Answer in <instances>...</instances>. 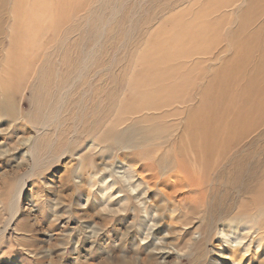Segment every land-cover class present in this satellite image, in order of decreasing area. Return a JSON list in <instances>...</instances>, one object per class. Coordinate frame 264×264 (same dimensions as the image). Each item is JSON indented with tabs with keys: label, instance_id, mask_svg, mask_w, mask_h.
<instances>
[{
	"label": "rangeland",
	"instance_id": "obj_1",
	"mask_svg": "<svg viewBox=\"0 0 264 264\" xmlns=\"http://www.w3.org/2000/svg\"><path fill=\"white\" fill-rule=\"evenodd\" d=\"M62 1L69 20L50 21L54 8H47L55 0H42L49 12L33 13L36 20L43 19L40 30L33 29L35 34L30 33L20 45L23 50L16 52L8 46L15 0H0V264H264V208H257L250 195L264 179V99L252 101L250 93H243L234 104L229 100L214 105L220 108L221 122L211 119L208 128L238 131L224 133L217 145L219 155L206 158L209 168L203 181L210 176L212 188L204 194L157 166L156 154L169 148L157 139L145 140L153 131L144 129L183 128L181 116H166L172 108L164 109V118L152 113L125 133L140 115L127 117L117 128L123 133L112 139L107 129L113 117L88 134L75 135L73 125L63 123L68 108L64 102L80 97V87L71 82L67 94L58 92L63 102L59 115L50 120L46 109L40 111L42 121L47 117L40 124L34 117L39 107L32 104L36 73L43 65L59 70L66 65L123 64L131 67L127 82L156 31L170 26L163 23L170 13H160L166 7L157 9L164 0ZM167 1V8L176 4V9H185L190 4ZM239 9L241 3L221 9L229 28L237 27ZM261 13L254 19L255 31L264 25ZM88 51L94 55L86 56ZM32 55L39 58L29 68ZM114 58L117 62L112 64ZM96 72L97 68L89 69L88 79L106 78L105 71L95 77ZM126 82L117 93L122 103L129 98ZM237 136L248 137L241 142ZM238 144L240 153H228ZM238 156L244 157L248 170L237 174L230 167L222 173L223 164L214 171L219 161L227 164ZM167 159L173 163L174 157Z\"/></svg>",
	"mask_w": 264,
	"mask_h": 264
},
{
	"label": "bare ground",
	"instance_id": "obj_2",
	"mask_svg": "<svg viewBox=\"0 0 264 264\" xmlns=\"http://www.w3.org/2000/svg\"><path fill=\"white\" fill-rule=\"evenodd\" d=\"M176 1L177 4L179 2L190 4L185 9H176V4L167 8L169 2L164 0L157 7V9L166 7L160 13L163 14L164 11L170 13V16L163 22H169L170 26L164 24L156 31V38L146 46L145 51H142L140 60L137 62L139 64L130 74L131 77L127 78V82L126 76L130 73L131 67L123 64L103 68L98 67L97 64L89 67L66 65L59 70L55 68L49 70L43 65V68L38 69L36 73L38 84L34 88L32 105L39 107V111L36 109L38 112L36 111L37 114L34 115L35 119L40 124L45 123L47 117L42 121L39 112L46 109L50 120L53 116L59 115L63 102L58 92L62 89L61 94L63 91L67 94L71 88L66 89L67 86L71 82L77 84L80 87V97L67 99L64 102L68 108L63 113L68 116H64L63 123L70 122L75 135L88 134L105 125L109 117H113L107 129V137L110 139L123 132H130L134 124L151 118L152 113H158L159 117L164 118V109L172 108L171 113L166 116H181L183 128L144 129L145 132L153 131L151 134L157 132L156 135H158L154 137L148 134V139L145 140L151 142L157 139L169 148L162 154H156L154 163L157 166H162V170L168 168L179 178V182H185L190 187H199L204 194L208 188H212L208 182L210 176L206 183L203 181L204 178L207 179V174L204 173L209 168L205 163L206 158L208 155L209 157L219 155L217 145H221L224 133L231 136L238 131V129L208 128L211 125V119L216 123L221 120L220 108H213L214 105L217 101H224L223 104H229V102L234 104L237 97L243 93H250L249 100L252 101L257 98L259 101L264 99V25L258 31L252 29L255 17L261 12L260 15L264 13V0ZM62 2V0H55V3L48 4L49 11L50 8H54L53 13L50 11V21L57 23L61 20H69L70 15L65 13L64 7H60ZM236 3H241L242 9H239L237 16L235 14L237 27L234 29L229 28L231 23L220 11L223 8L231 9ZM13 5L8 46L11 51L18 52L23 47L20 45L26 37L28 35L30 37V33L34 32L33 29L40 30L41 24L38 22L43 19L40 16L36 20L32 17L33 13L38 12L40 15H45L46 10L42 0H15ZM193 6H198V8L192 10ZM2 25L3 14L1 15L0 12V35L3 32ZM225 27L227 28L224 32ZM31 45L30 39L29 48ZM91 55L94 53L88 51L86 54L89 57ZM106 56L108 53L105 54ZM193 57L196 58L189 61ZM38 58L39 56L33 57L32 55L28 67L32 68L38 62ZM115 59L112 60V64L117 62ZM11 60L7 59V61ZM142 64L144 67L141 68ZM96 68L98 72L93 75L97 77L100 74L101 76V71H105L106 78H97L96 81L92 77L88 79L89 69ZM180 72H182L181 76H179ZM245 80L246 84L238 93L237 88ZM98 82L101 84L100 87L93 89L94 83ZM125 82L126 94L129 98L124 104L117 93ZM88 98L90 99L87 107ZM129 103L135 106L128 107ZM228 109L233 110L231 105H228ZM236 109H241V105H238ZM129 116L138 117L133 118L130 127L127 126L123 132V129H117L128 120ZM240 137L235 138L240 141ZM246 137L248 136L244 138ZM244 138L241 137V142ZM111 144L118 147L123 145L117 140H112ZM239 144L230 148L228 145V153L232 151L236 154L240 153ZM110 147L113 148L112 145ZM168 156L174 157L173 163L168 162ZM125 157L127 156L123 155V159ZM237 158L239 156L235 157L234 162L231 160L227 164L223 162L224 160L219 161L214 171H217L223 164L226 167L222 169V173L224 170L228 171L230 167L232 171H237V174H240L239 170H248V167L243 166L244 157ZM251 171L249 170V173ZM259 183L257 190L256 186L252 190L255 193L250 195L257 208H264V179L259 180Z\"/></svg>",
	"mask_w": 264,
	"mask_h": 264
}]
</instances>
